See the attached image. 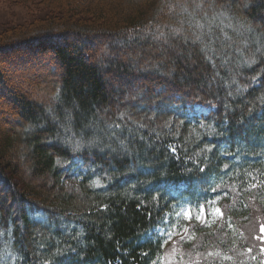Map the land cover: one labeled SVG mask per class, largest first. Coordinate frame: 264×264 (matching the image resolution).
I'll return each instance as SVG.
<instances>
[{
	"label": "trees",
	"instance_id": "trees-1",
	"mask_svg": "<svg viewBox=\"0 0 264 264\" xmlns=\"http://www.w3.org/2000/svg\"><path fill=\"white\" fill-rule=\"evenodd\" d=\"M0 4L30 11L0 27V264H264V58L242 43L264 0L231 5L224 56L183 43L191 0ZM216 195L211 227L175 219ZM165 217L191 238L150 235Z\"/></svg>",
	"mask_w": 264,
	"mask_h": 264
},
{
	"label": "snow or ice",
	"instance_id": "snow-or-ice-1",
	"mask_svg": "<svg viewBox=\"0 0 264 264\" xmlns=\"http://www.w3.org/2000/svg\"><path fill=\"white\" fill-rule=\"evenodd\" d=\"M235 2L236 0H191L193 10L188 13V28L190 35L183 36V43L185 45L191 43L193 46L200 45V51L203 53L224 56V50L229 49L243 55V52L239 48L233 49L234 41L232 36L229 35L227 29H232L237 35H242V33H240L231 22L227 24L224 23V20L229 18L231 5ZM250 6L251 5H247V7ZM183 11L188 12V8L185 7ZM182 31V28L172 30L173 35L181 33ZM245 31L254 34V38L245 37L242 41L244 48L249 51V56L243 61V64L251 66L257 62L258 58H264V33H257L255 29L250 27L246 28ZM217 33H220V35H217ZM161 35H163V33H161ZM218 42L221 46L219 51L215 48V45ZM229 59L230 57L225 56L222 66L227 65ZM233 83H235V79H233ZM252 83H258L256 77L252 78ZM237 90L243 91V89ZM231 94L232 93L230 92L229 95ZM54 99H59V97H54ZM48 114L51 119L59 125L55 139L60 142L62 146L71 147L73 152H77L80 148L85 146L82 138L77 140L74 135H70V128L67 123H59L51 108L48 109ZM121 118H123V114H121ZM67 119L70 120V117ZM200 126L211 127V125H204L203 123H201ZM32 127L33 125L30 124L29 129ZM37 127H40V125H37ZM116 127H119V125H116ZM141 127H143V125H141ZM60 129H63V132H61ZM89 144H92V142H89ZM172 151L174 152L175 149L173 148ZM200 170L203 171V169ZM220 187V185H216L215 188H211V191L215 192ZM252 187H255V185H252ZM207 191L208 190L206 189L205 192L207 193ZM219 199L220 196L216 195L214 198H206L203 201L186 202L187 206L182 205L180 211L175 213V219L179 221L182 217L185 221H200L206 226L215 222L216 217L223 219L224 214L221 208L215 206ZM209 218L212 219L210 220ZM169 221L170 218L165 217V219L160 222L161 226L157 227L155 233H150V235L158 234L161 238L167 237V239H171L172 236L176 234L178 224L174 222L170 223ZM260 231L262 235L256 238L261 241V251L264 252V225L261 226ZM185 235L186 238H191L187 231ZM167 239L165 240V243L167 242ZM248 251L251 252V249H248ZM253 259H255V257H253Z\"/></svg>",
	"mask_w": 264,
	"mask_h": 264
},
{
	"label": "rangeland",
	"instance_id": "rangeland-1",
	"mask_svg": "<svg viewBox=\"0 0 264 264\" xmlns=\"http://www.w3.org/2000/svg\"><path fill=\"white\" fill-rule=\"evenodd\" d=\"M33 11V10H32ZM30 11L28 10V7L26 5H10V4H0V27L1 25H19L21 23H24L28 21ZM5 102V101H4ZM3 101L0 100V108H5V104ZM24 169V168H23ZM219 217L215 218V222L218 220ZM210 220L212 218H209ZM215 222L210 223L207 225L208 227H211ZM200 224H203L199 221ZM186 233H180L176 232L170 239V241H173L175 238L180 239L184 238Z\"/></svg>",
	"mask_w": 264,
	"mask_h": 264
}]
</instances>
